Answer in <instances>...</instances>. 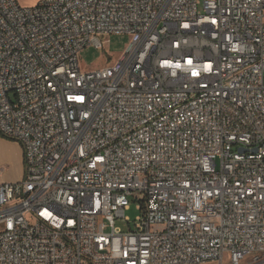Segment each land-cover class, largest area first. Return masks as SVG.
Returning <instances> with one entry per match:
<instances>
[{
	"label": "built area",
	"instance_id": "1",
	"mask_svg": "<svg viewBox=\"0 0 264 264\" xmlns=\"http://www.w3.org/2000/svg\"><path fill=\"white\" fill-rule=\"evenodd\" d=\"M0 135V264L261 263L264 0H0Z\"/></svg>",
	"mask_w": 264,
	"mask_h": 264
},
{
	"label": "rangeland",
	"instance_id": "2",
	"mask_svg": "<svg viewBox=\"0 0 264 264\" xmlns=\"http://www.w3.org/2000/svg\"><path fill=\"white\" fill-rule=\"evenodd\" d=\"M21 6L30 7L39 0H17ZM102 49H97L94 46L85 47L79 56V62L82 69L93 70L100 67H104L113 62V60L121 54L126 45L130 42V36L128 34H118L110 35L102 38ZM138 214L137 209H135L134 204H131L130 209L125 211V215L128 216L131 222L134 220L135 216ZM116 225L122 229H127V224L121 220L115 221ZM202 264H230L228 254L224 255L223 262L209 261ZM241 264H253L249 259H246ZM264 264V259L261 263Z\"/></svg>",
	"mask_w": 264,
	"mask_h": 264
},
{
	"label": "crops",
	"instance_id": "3",
	"mask_svg": "<svg viewBox=\"0 0 264 264\" xmlns=\"http://www.w3.org/2000/svg\"><path fill=\"white\" fill-rule=\"evenodd\" d=\"M22 177V145L18 141L0 135V184L18 182Z\"/></svg>",
	"mask_w": 264,
	"mask_h": 264
}]
</instances>
